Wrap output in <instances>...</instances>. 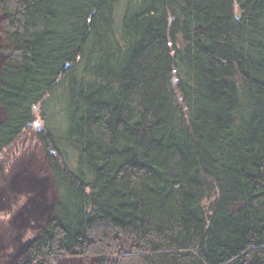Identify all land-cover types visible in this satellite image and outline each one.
Wrapping results in <instances>:
<instances>
[{
  "label": "trees",
  "instance_id": "1",
  "mask_svg": "<svg viewBox=\"0 0 264 264\" xmlns=\"http://www.w3.org/2000/svg\"><path fill=\"white\" fill-rule=\"evenodd\" d=\"M0 16V156L38 112L55 190L42 223L0 233V264H264V0Z\"/></svg>",
  "mask_w": 264,
  "mask_h": 264
},
{
  "label": "rangeland",
  "instance_id": "2",
  "mask_svg": "<svg viewBox=\"0 0 264 264\" xmlns=\"http://www.w3.org/2000/svg\"><path fill=\"white\" fill-rule=\"evenodd\" d=\"M1 25L2 19L0 16V27ZM4 45L3 33L0 29V61L2 60L1 48ZM35 116V122L41 121V126H33L31 130L24 132L0 156V233L5 231L7 233L8 231V235L13 238L18 237L24 231V228L27 229L43 222L48 214L46 205L51 202V198L55 194L43 151L36 139L37 130L44 127L43 121L39 118L38 112ZM28 160H32L34 163V167H29V170L35 169V173L32 172L35 176L33 174L32 176L28 175L29 171L22 169V166H25L24 163ZM14 178L19 185H12L11 181ZM36 184H40L41 188ZM41 189L45 192L44 199L39 196ZM36 210H38V213H33ZM32 232L29 230L26 235L31 236ZM21 252L22 248H19L13 254L17 258ZM1 253L0 251V257ZM70 259L72 262L67 264H94L93 260L89 258L70 257ZM64 260L60 264H64Z\"/></svg>",
  "mask_w": 264,
  "mask_h": 264
},
{
  "label": "bare ground",
  "instance_id": "3",
  "mask_svg": "<svg viewBox=\"0 0 264 264\" xmlns=\"http://www.w3.org/2000/svg\"><path fill=\"white\" fill-rule=\"evenodd\" d=\"M24 165H25V166H22V169H23L24 171H27V170H28V171L30 172L29 167H34V163H33L32 160H28L27 162L24 163ZM34 170H35V169H32L31 172L34 171Z\"/></svg>",
  "mask_w": 264,
  "mask_h": 264
},
{
  "label": "water",
  "instance_id": "4",
  "mask_svg": "<svg viewBox=\"0 0 264 264\" xmlns=\"http://www.w3.org/2000/svg\"><path fill=\"white\" fill-rule=\"evenodd\" d=\"M41 123H42L41 121H39V122H35V123H34V126H41Z\"/></svg>",
  "mask_w": 264,
  "mask_h": 264
}]
</instances>
